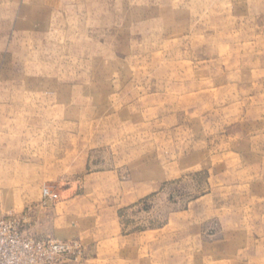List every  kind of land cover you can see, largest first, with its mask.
I'll return each instance as SVG.
<instances>
[{
	"label": "rangeland",
	"instance_id": "rangeland-1",
	"mask_svg": "<svg viewBox=\"0 0 264 264\" xmlns=\"http://www.w3.org/2000/svg\"><path fill=\"white\" fill-rule=\"evenodd\" d=\"M0 222L48 264H264V0H0Z\"/></svg>",
	"mask_w": 264,
	"mask_h": 264
},
{
	"label": "built area",
	"instance_id": "built-area-1",
	"mask_svg": "<svg viewBox=\"0 0 264 264\" xmlns=\"http://www.w3.org/2000/svg\"><path fill=\"white\" fill-rule=\"evenodd\" d=\"M43 196L51 200L58 198L48 190ZM75 247L63 241L29 237L16 223L0 222V264H48Z\"/></svg>",
	"mask_w": 264,
	"mask_h": 264
}]
</instances>
